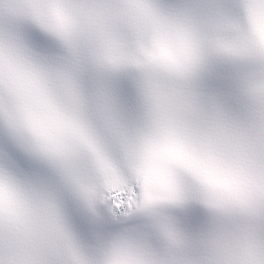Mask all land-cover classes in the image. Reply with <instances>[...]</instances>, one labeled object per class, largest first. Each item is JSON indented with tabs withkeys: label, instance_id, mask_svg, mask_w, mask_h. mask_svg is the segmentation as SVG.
<instances>
[{
	"label": "snow or ice",
	"instance_id": "6c2138e0",
	"mask_svg": "<svg viewBox=\"0 0 264 264\" xmlns=\"http://www.w3.org/2000/svg\"><path fill=\"white\" fill-rule=\"evenodd\" d=\"M0 264H264V0H0Z\"/></svg>",
	"mask_w": 264,
	"mask_h": 264
}]
</instances>
